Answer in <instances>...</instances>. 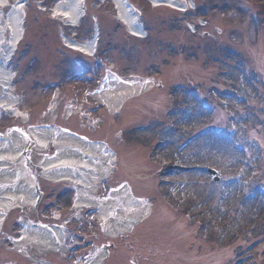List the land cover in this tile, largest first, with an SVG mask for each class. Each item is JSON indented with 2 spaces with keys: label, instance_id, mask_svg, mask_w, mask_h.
Here are the masks:
<instances>
[{
  "label": "rangeland",
  "instance_id": "obj_1",
  "mask_svg": "<svg viewBox=\"0 0 264 264\" xmlns=\"http://www.w3.org/2000/svg\"><path fill=\"white\" fill-rule=\"evenodd\" d=\"M40 1L43 10L45 7L52 9L55 4L53 0ZM40 1H34V6L27 11L26 27L30 29L26 32L14 62V68L18 66L19 73L17 91L23 93L26 100L22 106L33 110L32 124L55 123L58 127L87 136L94 144L109 142L121 165L120 178L117 173L113 175L111 186L122 188L129 182L134 188V197L151 200L155 212L151 220L138 225L132 234L115 240L103 234L104 228H100L99 220L93 215H83L81 223L74 221L69 225L66 231L67 244L72 246L79 242L77 232L90 235L100 228L95 240L101 246H108L110 251V259L105 264H245L246 261H252L256 254V250H252L255 249L252 243H258L264 238V222L254 229L262 214L264 202L257 205V209L249 208L244 213V204H240L229 229L222 228L226 219L231 221L230 211L235 206V201H240L234 198L239 195L238 185L247 178V172L241 165V154L233 163L230 155L237 152L232 145H226L209 135L195 138L197 132L209 125L210 115L201 112L202 105L189 93H194L190 90L196 89L218 112L219 118L212 126L225 128L231 116L242 119L235 121L238 128L235 144L242 137L254 154L253 161L259 158L260 148L264 147V99L258 98L252 88L245 84L246 79L240 74L239 63L243 61L241 57L246 59L253 74L264 80V0H245L243 13L238 8V0H192L196 11L185 18L169 8L153 9L145 0H132L142 11V22L148 29V38L143 40L134 39L127 34L126 27L116 20L111 0L102 5L88 1V28L83 23L77 30L68 29V35L71 37L76 32L80 39H86L92 15H96L103 28L101 54L113 69L111 76L115 80L124 79L126 84L143 87L150 80H157L153 82L154 90L149 95L125 104L120 114L113 115L109 111L103 113V129L95 133H92L91 125L85 121V114L88 112L94 116L101 104L90 99L88 105H77L78 97L85 96L86 93L90 95L93 90L91 87L94 83L85 80V75L88 74L82 75L86 73L88 66H76L75 59L78 55L67 51L61 44L60 22L51 18L49 10L44 12L37 9ZM205 8H208L206 12L210 20L208 27L202 29L199 24L205 18ZM248 11L259 15L263 27L260 33L247 17ZM42 20L43 26H48V32H52L48 42L46 36L36 33L37 25ZM190 24L196 28L195 34L189 32ZM53 38H57L58 45ZM35 45H40V51L35 54L38 61L32 58V51L38 49ZM178 50L180 56L172 55ZM228 50L236 51L239 58L229 54ZM46 53H50V64L57 67L53 68V75L52 69H49V74L46 66L42 68L46 65ZM85 61L91 68L95 67L90 59ZM49 82L57 83L50 88ZM179 85L185 88L175 90V86ZM163 86L164 89L160 90ZM217 91L225 97L217 95ZM56 93L59 104L51 100ZM83 101L86 102V99ZM33 106H37V112ZM54 109L56 112L52 113L51 110ZM172 111L174 116L169 115ZM69 112L74 113L73 117H67ZM191 117L195 118L194 122L189 120ZM6 124L7 121H4L1 125ZM170 125L173 126L172 129ZM17 126L23 127L20 123ZM140 126H149L151 129L146 132L137 131ZM212 145L219 149L213 150ZM56 154L53 151L50 156ZM148 155H151V160H148ZM34 159L39 162L43 160V156L39 154ZM153 163H159L158 167H154ZM195 168H214L220 172L221 181L213 185L203 174L188 172ZM240 169L243 171L242 175L239 174ZM167 175L170 177H166ZM235 179L239 181L233 185ZM165 180L172 185L163 184ZM257 186H264V172L259 181L252 185L253 188ZM41 187L47 195L42 204V219L49 215V210H55V201L66 207L75 200V190L65 185L48 186L43 182ZM249 194L250 191L247 195ZM96 196L105 198L104 188L101 187ZM166 203L189 213L191 219H194L192 225L186 223L183 212L176 214ZM74 214L75 212L67 214L64 220H70ZM35 215L34 211L16 215L13 213L14 220L17 221L35 218ZM197 221L205 223L202 229L196 225ZM10 223L11 220L8 221ZM230 233L242 235L235 245L240 246L236 252L223 249L225 242L232 239L229 238ZM16 234L11 233V236H20ZM235 241L234 235L233 242ZM184 245L188 248L187 251H183ZM257 251L263 252L264 245ZM0 253L3 258L6 255L4 264H32L19 252ZM46 256L48 261L54 262L49 254ZM256 258L257 261H253V264H264L263 256L259 257L257 254ZM70 259L69 256L68 260Z\"/></svg>",
  "mask_w": 264,
  "mask_h": 264
},
{
  "label": "bare ground",
  "instance_id": "obj_2",
  "mask_svg": "<svg viewBox=\"0 0 264 264\" xmlns=\"http://www.w3.org/2000/svg\"><path fill=\"white\" fill-rule=\"evenodd\" d=\"M3 1L6 3L13 4V0H0V5L3 4ZM122 0H115V3L118 5V10L120 11V19L122 23L128 28L131 34L134 36H140V29L136 27L135 22L138 18L136 15H133L131 12L126 11L127 8L121 5ZM155 7H161L162 2L160 0H151ZM169 5L175 9L181 7L183 5L184 0H169ZM85 5V4H84ZM82 6L79 5V0H73L72 3H66L64 7L59 6L56 10L55 14L59 16H63L65 19H68L69 23H77L82 19V15L80 13V9ZM180 9V8H179ZM24 10V6L15 5L13 10L8 11V15L4 12L0 11V22L5 20L6 27L3 28V24L0 23V32L5 35V30L9 29L12 31V44H18V41L22 37V31L26 17ZM27 15V14H26ZM5 36L0 35V51L5 52L7 58L14 52V49L17 47L12 44L4 43ZM74 44V43H73ZM75 45V44H74ZM75 49L83 51V53H90L92 47L89 45H75L73 46ZM1 68H8L7 64L0 60ZM109 85L112 87V91L106 89H102L95 97L101 102H106L109 106V110L111 113H117L122 105H125L126 102L140 98L144 95H148L147 93L150 91L149 87L142 89L141 86L135 87H127L123 85L121 82L115 81L114 79H110ZM3 105L7 107L8 110H15L16 106L14 103H11L9 99L4 100L2 94H0V109L3 108ZM192 112V111H191ZM190 112V113H191ZM189 113V114H190ZM199 119H203L202 116H198ZM192 122H194L195 118L191 117ZM238 121H242V119H236ZM44 128V127H43ZM14 134H20L19 132H14ZM13 136V135H12ZM26 137H34L38 144L37 148H42L47 145H53L54 147L60 149V154H63L62 157L45 159L39 163V167L43 170V176L46 180L52 181L55 184H62L64 182H70L72 184H78L81 188H88L89 181L92 180V186L96 185L101 178L110 171V162L114 161L113 154L111 152L110 155H107L106 151L103 148L98 147V145H90L80 142L76 140L72 135H66L62 133L58 138L53 133L52 130H48V128H33L27 133ZM20 139V140H19ZM14 139L10 138L9 148L7 151L0 149V187L1 186H9V188H13L14 184L19 180L21 182L28 183L26 186V191L23 193H17L13 196L6 195L8 200H4L0 198V204L2 205L3 211L6 212L15 207H23V203H27V205L32 204L34 199L29 194V186L34 182V178L28 175L27 169L25 167V161L20 158V153L26 148L24 147V140L22 138ZM32 139V138H30ZM6 141V140H5ZM5 141L0 142V146L3 147ZM7 142V141H6ZM87 142V141H86ZM225 142V141H223ZM28 140L26 141V144ZM226 143V142H225ZM221 144H218L220 146ZM226 145H230L227 144ZM213 146V145H212ZM211 146V147H212ZM214 145L213 150L219 149L218 146ZM222 146V145H221ZM222 148H225L222 146ZM17 150H20L17 152ZM78 153V155L74 154V152ZM82 154L89 156L90 163H86L82 161ZM84 157V156H83ZM233 159V163L237 161L239 154L233 153L230 155ZM98 161V162H96ZM242 163V161H241ZM247 176H249L250 168L247 165ZM69 169V172L63 171ZM25 171V172H23ZM20 174L21 180L17 177ZM83 176V178L81 177ZM95 176H97L95 178ZM104 176V177H105ZM0 190H4L1 189ZM239 190V188H237ZM234 191V189L232 190ZM229 191V192H232ZM94 195V194H93ZM22 200H25L24 202ZM23 202V203H22ZM133 199H131V195L124 190L121 192H116L112 199L109 201L99 200L96 195L93 196V200L85 197L83 195L79 196V201H77V206L86 207L87 205H95L101 208L102 214L99 216V219L104 221L105 228L108 231V234L112 238H117L121 235L130 234L132 231V224L136 223H144L150 217V207L145 204H136L133 205ZM122 204V206H120ZM255 203H248V207H252ZM26 206V205H24ZM246 208V205L244 206ZM119 212V216L115 218V223L112 227V213ZM4 214L0 215V226H2V222L4 220ZM111 219V222L109 221ZM60 231L50 230L46 228L29 230L27 229L26 239H24V244L19 243L16 246L18 248H23L28 245L36 246L42 249L43 252L47 251H60L64 247L63 236L60 237ZM22 244V245H21ZM105 260V256L100 254L92 261L91 264H103Z\"/></svg>",
  "mask_w": 264,
  "mask_h": 264
}]
</instances>
